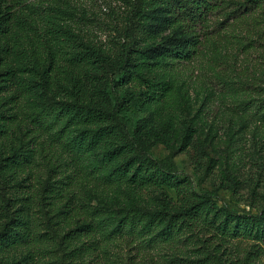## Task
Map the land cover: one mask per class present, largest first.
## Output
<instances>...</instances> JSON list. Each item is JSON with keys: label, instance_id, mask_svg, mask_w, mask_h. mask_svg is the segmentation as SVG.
Masks as SVG:
<instances>
[{"label": "trees", "instance_id": "trees-1", "mask_svg": "<svg viewBox=\"0 0 264 264\" xmlns=\"http://www.w3.org/2000/svg\"><path fill=\"white\" fill-rule=\"evenodd\" d=\"M124 1L131 13L122 25L114 24L118 40L108 49L65 25L64 18L71 14L68 0H49L26 11L22 0H0V264H34L35 253L28 250L19 258L20 250L50 237L34 213L40 202L53 210L62 201L58 199L66 194L59 185L72 188L74 175L66 182L42 185L34 173L37 155L45 153L48 158L39 139L65 119L49 149L57 144L79 162L101 149L95 174L103 186L131 188L146 203L140 209L125 206L116 219L94 210L89 213L94 220L77 227L73 210L65 207L56 216L69 229L61 236L62 245L94 235H101L104 242L122 241L133 252L127 264H159L148 252L159 243L199 246L164 264H242L231 250L235 242L264 246V210L239 215L218 206L216 192L197 191L192 180L180 177L170 157L160 160L152 152L156 145L168 144L171 128L141 115L142 102H160L170 89L137 71L145 64L143 59L164 56L191 62L204 43L210 16L224 0ZM141 4L148 5L145 14L139 11ZM241 6L245 20L255 23L249 34L263 38L264 0H243ZM138 14L140 27L133 24ZM156 20V26L171 34L157 47L146 48L141 41L157 38V29L150 28ZM58 41L66 43L65 50L58 48ZM133 84L143 85L147 94H137ZM254 89L250 105L264 120V86ZM28 95L35 96L40 106L51 102L57 107L54 123L45 126L37 114L30 119L19 116L18 105ZM29 181L35 182L34 189L41 185L42 199L29 192ZM204 250L208 257L204 261L187 257L189 251L195 256Z\"/></svg>", "mask_w": 264, "mask_h": 264}, {"label": "rangeland", "instance_id": "rangeland-1", "mask_svg": "<svg viewBox=\"0 0 264 264\" xmlns=\"http://www.w3.org/2000/svg\"><path fill=\"white\" fill-rule=\"evenodd\" d=\"M47 1L22 0V8L32 9ZM68 2L71 14L64 18L65 25H71L75 31L83 32L108 49L114 48L112 41L118 40V36L113 26L125 22L130 16L131 6L124 0ZM242 2L224 0L220 3L218 10L209 18L208 33L198 56L191 62L147 56L143 59L145 64L137 71L153 84L170 85L163 100L142 102L141 105L143 117L171 128L168 144L156 145L152 150L154 156L160 160L170 157L180 177L187 176L192 180L197 191L216 192L218 206L227 207L239 215H256L264 210V120L254 113L250 104L252 95H256L254 88L264 86V37L249 34L255 23L245 20ZM142 5L139 11L145 14L148 5ZM156 22L158 20L150 28L157 29V38L141 41L146 48L157 47L165 35L171 34L170 30L156 26ZM133 24L137 27L143 25L139 14L134 16ZM56 43L58 48L66 49L64 41ZM132 88L137 94L148 92L141 84H133ZM45 104L40 106L35 96L28 95L21 99L17 111L20 117L28 119L37 114L48 126L55 122L57 107L51 102ZM65 120L39 139L47 149L48 158L45 153L37 155L34 173L42 185L66 182L65 178L71 175L75 180L70 190L59 185L66 195L58 199L62 201L54 204L53 210L40 202V209L34 217L42 224L40 229H49L50 237L35 247L22 248L19 258L30 250L35 253L34 264H127L133 252L122 241L104 242L101 235H94L75 240L67 246L61 244V236L69 229L63 219L56 216L65 207L73 210L72 222L77 227L94 220L89 214L94 210L116 219L125 206L140 209L146 203V198L136 197L131 188L109 190L103 186L102 179L95 174L101 149L86 154L80 162L74 159V153L64 151L57 144L49 149L54 132L64 126ZM27 185L30 193L38 194L42 199L41 185L38 189H34V181ZM57 222L60 224L54 226ZM198 247L193 244L186 247L172 244L170 247L159 243L148 252L155 262L164 264L172 258L182 257L185 249ZM231 250L242 264H264L262 245L239 241ZM189 252L188 259L195 261H204L207 257L205 250L195 256Z\"/></svg>", "mask_w": 264, "mask_h": 264}]
</instances>
